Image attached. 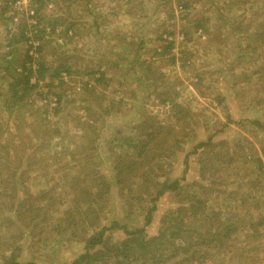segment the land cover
Here are the masks:
<instances>
[{"label": "rangeland", "instance_id": "rangeland-1", "mask_svg": "<svg viewBox=\"0 0 264 264\" xmlns=\"http://www.w3.org/2000/svg\"><path fill=\"white\" fill-rule=\"evenodd\" d=\"M177 2L189 3L192 10L188 18L183 19L174 13ZM92 3H96L95 0ZM121 4L123 12L117 20L111 19L110 31L107 32L120 37L113 47L114 53H117L116 60L111 62V52L103 62L99 60L100 53L108 50L103 45L104 37L100 33H87L79 28L85 27L84 23L89 24L86 17H90L87 15L83 16L76 30H71L73 33L64 34L59 25L51 36L50 43L45 45L43 56L48 61H53L55 57L52 52L58 48L54 42H57L63 49H67L64 58L71 62L79 59L78 64L83 71L91 68L107 71L111 85L107 88L98 87L96 93L104 92L107 99L122 101L106 120L100 121V125H104L97 141L105 155H108L111 139L116 134L138 139L139 132L144 130L140 126V130L136 132L134 128L146 116L147 119L153 116L157 121L171 125L175 123L173 115L177 108H172L175 102L191 113L190 117H185V121L175 123L177 130L182 132L179 131L182 142L179 143L172 173L181 178L185 168L183 161L187 155L189 166L186 179L181 181V190L169 192L158 201L153 221L145 233L147 238L156 236L162 228L164 218L170 225L178 224L180 229L187 227L190 230L188 235L198 234L203 243L197 244V240L193 239L194 246L191 247L188 242L190 250L182 255H189L191 251L199 249L195 252L197 255L193 261H183L182 256H177L167 264H264V224L259 225V222L264 223V0H121ZM57 7L54 3L52 6L47 4L41 13L47 20L50 17L53 19L56 17ZM16 19L11 25L12 29H15L19 17ZM198 21L204 24L202 27H208L210 39H207L205 32L201 36L195 29ZM120 29L123 30L118 32ZM163 31H182L185 40H178L171 48H164L167 42L162 41ZM3 35V27L0 25V58L6 52ZM59 37L68 46L61 44ZM160 45L163 47L162 51L157 53ZM19 47L23 54L26 46L21 44ZM114 62V67L108 69ZM143 63H149L160 75H164L166 82L157 90L158 93L162 91L161 97L149 95L146 82L137 81L136 76L127 70L135 71L133 67H136L142 78V70L146 68ZM159 74L155 73L154 76H160ZM115 75L120 78L113 79ZM78 78L79 75L72 76L69 87L64 85L60 90L57 88L56 93L74 92L73 95H76L80 91ZM7 83L0 80V121H9L7 125L3 123L6 127H2L5 130L2 138L9 137L10 133H17L14 127L15 117L12 114L8 116L3 103ZM132 90L138 93L135 99L131 97ZM40 92L46 98L41 101L36 96L35 104L39 107L48 103L45 107L51 110L49 127L59 128V133L67 130V135L79 133L80 129L75 126L76 117L84 116L83 104L75 101L69 106L63 105L61 108H66L65 111L55 116L51 108L55 101L54 94L48 97L46 90L42 89ZM73 97L75 96L67 99ZM168 97L175 99V102L162 101ZM107 99L104 105H107ZM25 113L29 115V112ZM71 137L65 136L63 139L59 135L47 147L45 144L44 147L32 149L30 156L28 152L25 158L26 161L27 157L30 158V164H25L19 170L20 174L22 170L26 171V187L32 195L38 194L43 188L60 196L57 203L61 201L63 205L57 216H62L70 205L72 195L68 185L79 171L61 168L64 160L70 157L68 153L76 152L77 149L70 143ZM30 141L38 144L36 138ZM3 142L4 139L0 142L2 157L5 155ZM15 143H19L17 139ZM198 144L204 145L196 153H192ZM14 154V150L11 151V157L14 158ZM5 159L0 161V165ZM79 159L82 157L79 156ZM107 162L111 166L110 158ZM108 170L109 167L105 166L104 171L109 172ZM7 179H10L9 175ZM8 187L11 189V183ZM3 189L0 183V192H4ZM9 196L10 194L6 195ZM22 196L20 190V197ZM2 199L0 198V202ZM107 199L110 204L103 214L104 224L115 220L126 224L129 230L143 226V209L138 204L131 210L125 206L114 179L110 181ZM32 200L33 198L30 202H25L24 206L33 203ZM11 209L22 211L23 207L16 201ZM14 213V210L9 209L8 213H0V234L5 238L15 237L24 228L18 220L10 221V217L14 218ZM53 217L48 218L46 225L42 226V234H37L35 230L36 236L31 238L27 236L30 230H24L25 237L19 244L22 247L20 261H31L33 264H72L83 252L81 243L69 241L68 236L53 230ZM182 219L184 224L177 222ZM40 227L41 224L39 229ZM175 229L171 228L170 231ZM170 231L167 230L165 237L159 240L163 253L168 256L189 240ZM108 235L109 241L116 245L127 237L125 230H113ZM13 240L14 238L8 241L0 239V248L11 247ZM147 257H150L149 253ZM142 258L146 257L141 256L140 259ZM105 259L114 261L113 257ZM131 260L132 257L123 263L129 264Z\"/></svg>", "mask_w": 264, "mask_h": 264}, {"label": "trees", "instance_id": "trees-1", "mask_svg": "<svg viewBox=\"0 0 264 264\" xmlns=\"http://www.w3.org/2000/svg\"><path fill=\"white\" fill-rule=\"evenodd\" d=\"M17 3L18 0H0V25L3 27L4 33L2 39L5 38L6 40V52L0 58V80L8 82L3 103L8 116L14 115L16 124L14 127L17 130V133H10L9 137L2 138L1 135L5 132L2 127L7 125L9 121L7 120L6 123L0 121V142L5 140L2 143L5 155L2 157L0 153V161L6 158L5 162L0 165V183L4 187L3 190L6 191L0 192V198H3V201L0 202V213H8V209L14 210L16 213H14V218L10 217V221L18 220L24 228H21L19 233L12 238H5L0 234V239L5 241L14 238L11 247L0 248V264H33L31 261L19 260L22 252V247L19 244L25 237L24 230H30V234L27 236L31 238L36 236L35 230L37 234H42V226H45L48 218L54 215L55 228L53 230L68 236L69 241L72 240L83 245V252L72 261V264H124L123 262L130 260V257L132 260L129 264H167L170 259L177 256H182L181 260L183 261H193L197 255L195 252L199 249L191 251L189 255H182V253L186 252L187 254L189 252L188 242L191 247L194 246L193 239L197 240V244H201L203 241H200L198 234L195 236L188 235L190 230L187 227L180 229L178 224L170 225V222L168 223L167 219L163 218L162 228L156 236L147 238L145 233L146 228L153 221L158 201L169 192L181 190V181L186 179L185 175L189 166L187 155L183 161L185 168L181 178L172 173L173 163L177 159L179 143L182 142L179 138L180 130H177L178 126L175 123L181 120L185 121V117H190L191 113L180 103L175 102V99H169V97L163 99V102H175L172 106L174 110L177 108L173 115L175 123L169 125L157 121L153 116L148 119L146 116L145 120L140 122L137 128H134L136 132L140 130V126L143 128L144 131L139 132V137H137L140 140L116 134L111 139L108 155H105L97 141L104 125V123L100 125V121L106 120L107 116L122 101L120 99L118 102H114L110 98L107 99L108 96L106 97L104 92L96 93L98 87L107 88L111 85L107 71L102 68H91L83 71L78 64L79 59L71 62L64 58L67 49H63L57 42H54L58 48L52 52V55L54 53L53 57H55L53 61H48L46 56H43L45 45L50 43L51 36L61 24L58 18V16H63L59 14L62 10L61 5H66L63 8L69 10L71 0H28L27 5ZM53 3L58 6L56 17L53 19L50 17L47 20L41 11L45 5ZM31 10L34 11L33 15L29 13ZM17 16L19 17L18 22L15 23V29H12L11 25H13L14 20H17ZM32 20L35 23H31ZM202 25L204 24L198 21L195 24V29L205 31L204 34L207 35L211 34L208 27H202ZM67 29L64 31L66 35L72 28ZM165 32L161 33V38ZM59 39L61 43L65 42L63 38L59 37ZM21 44L26 46L23 54L19 47ZM64 44L68 46L67 43ZM171 46V43H167L164 48H171ZM31 50L34 51L32 54ZM143 65L145 64L143 63ZM145 67L142 70V72L144 71L142 78L139 76L141 73L136 67H133L135 71L127 70L136 76L137 81L146 82L149 95L155 94L156 97H161L162 91L158 93L157 90L161 84L166 82L163 78L164 75L162 73L160 75L159 71L154 70L149 63H146ZM155 73L160 76L155 77ZM75 75H79L78 79H80V91L76 95H73L74 92L70 94L68 92L65 94L56 93L57 88L60 90L64 85L69 87L71 77ZM42 89L46 90L48 97L51 94L55 96L53 107H51L52 114L55 116H59L60 112L65 111L66 108H61L63 105L66 107L75 101L83 104L84 116L76 117L75 126L80 129L79 133L67 135V130L59 133V128L49 127L51 110L45 107L48 103L46 102L39 107L35 104L36 96L41 101L46 98V95H42L43 93L40 92ZM76 91L77 87H75ZM72 96L75 97L67 99ZM131 97L133 99L138 97L136 90L131 91ZM106 99L108 103L104 105ZM25 112H29V115ZM59 135L63 136V139L65 136L69 138L72 136L70 143H73L77 148L76 152L68 153L70 157L63 159L65 163L61 168L80 171L72 177L68 185L72 199L62 216L56 215L60 206L63 205L61 201L57 203V198L60 196L56 195L57 193L53 194V191H48L49 189L43 190V188L38 194L32 195L26 187V171L22 170L21 174L19 171L25 164L27 166L30 164V158L27 157V161L25 159L26 153L29 152L30 156L32 149L44 147L45 144L47 147ZM33 138L37 139L38 144L35 145L30 141ZM16 139L19 143H15ZM202 145L204 144L195 145L192 153H196ZM13 150L14 158L10 155ZM78 155L82 159H79ZM109 158L111 166L106 164ZM258 160L262 162L261 159ZM105 166L109 167V172L104 171ZM8 175L10 179H7ZM113 179L119 187L125 206L131 210L138 204L143 209V226L129 230L126 224L115 220H111L107 224L103 223L104 211L110 204L107 197L110 192V181ZM9 183H11V189L8 187ZM20 190L23 194L22 197H20ZM7 194L10 196L6 197ZM31 198H33V203L25 207L24 203L30 202ZM6 201L11 203L7 204ZM16 201L18 205L22 204V211L11 209ZM182 220H177V222L184 224V220L183 222ZM40 224L41 229H39ZM263 224V222H259V225ZM171 228L176 229L170 231ZM113 230H125L127 237L121 243L113 244L109 241L108 235ZM167 230L189 239L179 246L178 250H175L171 256L163 253L159 243V240L165 237ZM148 253L149 258L147 257ZM141 256L146 258L140 259ZM105 257H109V259L113 257L114 261L109 262Z\"/></svg>", "mask_w": 264, "mask_h": 264}, {"label": "crops", "instance_id": "crops-1", "mask_svg": "<svg viewBox=\"0 0 264 264\" xmlns=\"http://www.w3.org/2000/svg\"><path fill=\"white\" fill-rule=\"evenodd\" d=\"M95 2L98 4L92 3V0H71L69 10H66L63 8V7H66V5H63V6L61 5L62 10L59 12V14L63 16H67V17L58 16V18L60 19V23H61L59 27H62V31L68 30L67 28L75 29L76 26H79V24L82 22L83 20L82 18L84 15L89 16L91 20L86 17V19L90 21L89 24L87 25L86 23H84L85 27H79V28L80 29L82 28L81 30L86 31L87 33L89 32H94L97 34L100 33L101 37H104L102 40L103 45L108 51L101 52L98 58L99 60L103 62L105 58L109 57L108 55L111 52L112 54L111 62H112L116 60L115 56H117V53H114L115 49H113V47L116 45V43L119 42L120 37H118L117 35L113 36L112 32L111 33H107V32L110 31L111 22H112L111 19L117 20V17L121 16V13L123 12V7H121V5L123 4H121V0H95ZM187 5H189V3ZM196 11L198 12L199 10H196ZM122 16H126V15H122ZM189 20L190 18L188 19V21ZM76 21H79V23L76 24ZM121 30L123 29H120L118 32H121ZM205 36L207 37V39H210V37L208 38L207 34H205ZM113 41H115V43H113ZM61 44L64 45V42ZM106 62H109V60L106 59ZM114 65H115V62L112 64V66H108V69L110 67H114ZM107 77H108V74H107ZM119 78H120L119 75H115L113 77V79H116V80Z\"/></svg>", "mask_w": 264, "mask_h": 264}, {"label": "built area", "instance_id": "built-area-1", "mask_svg": "<svg viewBox=\"0 0 264 264\" xmlns=\"http://www.w3.org/2000/svg\"><path fill=\"white\" fill-rule=\"evenodd\" d=\"M28 0H18V3L19 5H25L27 4ZM48 6H52V4H49ZM191 7L189 5H186L184 3H181V2H177L175 4V8H174V13L178 16H180L181 18L183 19H186L188 18V16L191 14ZM30 15H33L34 14V11L31 10L30 12ZM31 23H35L34 20L31 21ZM69 33H73V31H69ZM198 33L201 35V36H204V34L202 33V31H198ZM178 40H185V34L182 32V31H177L176 33L174 32H170V31H166L163 36H162V41L163 42H167V43H171L172 45H175V43L178 41ZM162 45L158 46L157 47V53L161 52L162 51ZM34 51L31 50V54L33 53Z\"/></svg>", "mask_w": 264, "mask_h": 264}]
</instances>
